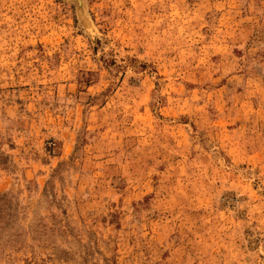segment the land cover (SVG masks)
<instances>
[{"label":"rangeland","instance_id":"obj_1","mask_svg":"<svg viewBox=\"0 0 264 264\" xmlns=\"http://www.w3.org/2000/svg\"><path fill=\"white\" fill-rule=\"evenodd\" d=\"M0 264H264V0H0Z\"/></svg>","mask_w":264,"mask_h":264}]
</instances>
